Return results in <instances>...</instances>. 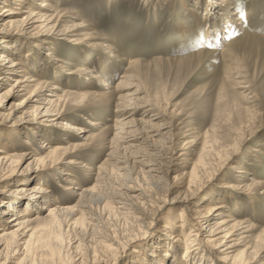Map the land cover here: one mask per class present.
Listing matches in <instances>:
<instances>
[{
  "label": "rangeland",
  "instance_id": "rangeland-1",
  "mask_svg": "<svg viewBox=\"0 0 264 264\" xmlns=\"http://www.w3.org/2000/svg\"><path fill=\"white\" fill-rule=\"evenodd\" d=\"M214 4L219 6L217 15L211 11ZM52 6L53 10H62L64 24L71 21L78 26L68 37L51 35L48 30H30L10 35V40L28 47L16 59H23L30 75L35 69H41L40 79L49 80L61 89L94 93L93 97L66 104L67 107L60 110L64 116L60 120L86 130L75 138V142L82 145L72 150L84 163L92 164L96 169L106 160L109 149L100 138V130L109 127L112 124L109 120L113 119L112 105L99 96L102 89L98 87V81L80 70L92 65L111 85H115L128 70L139 90L138 97L156 105L155 113L159 112L161 118L153 124L159 132L170 135L169 145L180 149L193 139L197 141L184 151L186 162L198 160L210 151H216V159L208 174L193 188L192 197L185 200L184 195L175 199V187L184 183L191 170L190 163L180 164V152L173 160L163 161L161 173H150L157 182L142 175L137 167L129 166V185L135 190L127 191V195L131 196V203L139 206L141 213H131L126 218L118 215L111 200H105L103 205L93 203L91 207L100 227L98 235L87 239H81L80 230L82 222L90 221L81 209L75 208L77 197L72 196V190H63L69 186L68 182L56 167L42 171L39 178L27 182L26 187L41 182L54 191L57 203L74 207L77 230L64 229L60 236H54L45 228H39L29 258L21 261L18 258L11 264H90L92 256L99 251L96 247L100 243L99 237L107 235L110 241L119 245V250L125 251L122 256L112 258L111 263L130 264L134 258L137 261L139 253L148 259L159 241L166 244V248L170 243L167 233L159 228L162 220H175L196 205L222 202L234 219L250 218L255 228L238 246L240 257L252 258L248 264H264V0H54ZM232 8L242 14L250 11L252 15L245 21L242 16H232ZM227 16L234 23L229 25L230 31H225L224 27ZM215 48L223 52L215 56L210 52ZM48 52L51 57H46ZM123 59L134 62L133 66L128 67ZM63 72L70 74L64 76ZM22 99L3 100L0 97V123L10 126L22 113L33 114L38 121L30 124L25 121L32 117H26L23 124L17 122L14 126L16 132L13 131L15 128L3 129L1 126L0 130L9 132L16 153L29 149L42 157L45 150L41 146L47 137L50 136L47 143L51 144L71 140L72 134L57 128L52 118L36 116L34 103H29L22 111L17 110ZM97 122L99 124L93 126ZM33 128L41 131L42 137L32 135ZM107 131V136H111V129ZM88 136L93 138L85 141ZM203 141L211 145L210 151L202 148ZM26 142L30 146H26ZM27 163L25 160L12 167L18 173L17 180L26 177L19 171L24 170ZM168 166L175 168L174 172H165ZM71 169L81 180L80 186L92 184V177H88L80 165ZM251 178L263 183L262 188L250 186ZM120 182L110 185L117 186ZM18 185H13L12 191ZM38 213L41 219L46 215V211ZM242 231L239 227V233ZM188 232L189 227H185V233ZM206 232L207 228L203 226L200 234ZM79 238L82 240L80 245L74 242ZM52 241L56 247L61 246L59 253L53 251ZM128 241L131 245L124 249ZM169 250L173 255V249ZM205 256L206 264H223L218 254ZM152 263L151 258L148 264Z\"/></svg>",
  "mask_w": 264,
  "mask_h": 264
},
{
  "label": "bare ground",
  "instance_id": "bare-ground-1",
  "mask_svg": "<svg viewBox=\"0 0 264 264\" xmlns=\"http://www.w3.org/2000/svg\"><path fill=\"white\" fill-rule=\"evenodd\" d=\"M37 1H40L39 5ZM53 1L0 0V22L3 19L0 25L3 28L0 29V92H2L0 97L3 100L23 97L17 106V110L22 111L29 103H34L36 113L34 114L36 116L52 118L51 121L57 128L72 134L71 140L66 143H47L50 136L47 137L41 146L45 150V154L39 157L29 149L16 153L9 132L0 130V264H11L18 258H20L19 261L28 259L35 247L36 240L34 242V238L39 228H45L54 236H60L64 229H66L65 231L69 229L77 230L78 220L74 219L77 210L74 207H66L57 203L54 191L41 182L30 188L26 187L27 182L37 180L42 174L41 172L48 168H58L59 174L69 184L63 190H72V196L77 197L75 208L81 209L90 221L87 223L82 222L83 227L80 230L83 235L81 239H87L98 235L100 227L99 221L95 219L97 215L91 207L93 203H102L103 205L105 200H111L118 215L126 218H129L131 213H141L139 206L136 207L131 203V196L127 195V191L130 193L135 190L129 185L131 183V177L128 176L129 166L137 167L138 169H136L142 175L153 182H157L154 180V176H150V173H161L159 169H162L163 161L173 160V156L180 152L178 156L180 157V164L190 163L191 170L188 176L184 174L186 175L184 183L181 182V185L175 187L177 192L175 199H178L177 197L180 195H184L183 200H185L192 197L193 188L208 174L209 167L216 159V151H210L211 145L203 141L201 142L202 148L210 152H206L198 160H187L186 162L187 155L184 151L194 146L197 141L193 139L180 149L169 145L170 135L167 136V133L159 132L155 129L156 125L153 124L154 121L161 118L159 112L158 114L155 113L156 105L148 99L138 97L139 90L135 88L133 77L128 73V70L118 82L116 81L115 85H111L97 73L96 66L92 65L90 67L84 66L80 70L90 74L92 80L98 81L97 85L102 89L99 96L105 97L110 106L112 105L113 119L109 120L112 123L109 127L100 130L102 132L100 138L107 144L109 149L106 160L100 163L96 169L92 164L84 163L82 158L72 150L82 145L76 143L75 138H79L78 136L86 130L76 124H68L60 120L64 117L61 115L60 110L66 104L72 105L87 99L88 96L93 97L94 93H77V91L75 92L70 88L61 89L49 80L40 79L43 74L41 69H35L33 74L30 75L25 69L23 59H16L28 47L24 43L10 40V35H17L19 32L21 34L30 30H48L51 35L55 33L62 37H68V34L78 26L72 24L71 21L64 24L62 10H57L58 8L53 10ZM218 9L219 6L214 4L211 11H214V14L217 15L219 13L217 12ZM231 10L232 16H242L245 21L252 15L250 11L242 14L236 9L232 8ZM49 12H54V14H49ZM68 13L74 14L70 11ZM237 19L242 20L241 18ZM225 22V31H230L231 27L229 25L233 26L234 23L229 16H227ZM239 24L243 23L240 22ZM210 52L217 56L223 51L215 48ZM51 56L52 54L49 52L46 54V57ZM123 61L125 60L123 59ZM56 62L58 63V61ZM125 62L128 67H132L134 63L129 60ZM63 73L64 76L70 74L68 72L67 74L66 72ZM49 86L51 87L50 90ZM55 91H60L62 94L58 95ZM96 98L100 97L96 96ZM1 106L2 104H0ZM29 116L32 118L25 122L30 124L38 122L33 114L22 113V116L13 121L10 126L0 123V128L1 126H3V129L7 127L15 128L17 122L22 123V120ZM98 124V122L94 123L93 126ZM16 129H13V131L16 132ZM110 129L111 136L108 137L107 130L110 131ZM40 132L37 128L31 129L32 135H36V137H42ZM92 138L88 136L84 140L87 141ZM26 146H30V143L26 142ZM66 159H69V161L65 162ZM25 160H28V163L24 166V170L19 171V174L26 177L17 180L18 175L16 174L18 173L12 167ZM75 165H80L81 169L87 172V176L92 177L91 185L80 186L81 180L71 169ZM174 170L168 166L165 172H174ZM122 171L123 174L120 173ZM157 178L161 179V177ZM120 180L121 184L117 186L110 185V183L115 184ZM15 184L20 185L15 186L16 189L12 191L11 187ZM262 185L263 183L251 178L250 186L262 188ZM58 187L63 188L61 185H58ZM75 190H80V192ZM140 196L143 197V194ZM37 210L40 212L46 211V215L41 219ZM219 216L221 218L215 221ZM238 219H234L230 215L224 202L216 205L205 203V205L188 208L186 214H181L177 219L166 218L160 222L162 223L159 227L160 230L164 229L170 241L167 248L165 247L166 244L159 241L155 244L153 253L148 259L147 256H141L139 253L136 255L137 261L134 258L130 264H148L151 258L154 261L152 264H169V262L170 264H196L197 262V264H206V254L209 256L218 254L220 262L223 264H248L252 261V258L243 259L240 257L238 246L250 237L255 228L250 218H246L244 221ZM130 223H133V220H130ZM203 226L207 228L205 235L200 234ZM185 227H189L187 234L185 233ZM239 227L243 230L240 233ZM81 239H74V242L80 245ZM99 240L101 245L99 243V246H96L99 251H96L92 256L90 264H113L110 260L118 255L122 256L125 252L119 250V245L110 241L108 235L105 238L99 237ZM50 243L53 251L58 250L59 253L62 249L61 246L56 247L53 241ZM129 243L130 241L125 242L123 248L125 249L128 245H131ZM113 245L116 247L113 248ZM169 248L173 249V255L169 254Z\"/></svg>",
  "mask_w": 264,
  "mask_h": 264
}]
</instances>
